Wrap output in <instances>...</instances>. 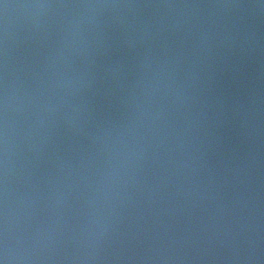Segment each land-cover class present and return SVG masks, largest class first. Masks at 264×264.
<instances>
[{
  "label": "water",
  "instance_id": "obj_1",
  "mask_svg": "<svg viewBox=\"0 0 264 264\" xmlns=\"http://www.w3.org/2000/svg\"><path fill=\"white\" fill-rule=\"evenodd\" d=\"M0 264H264V0H0Z\"/></svg>",
  "mask_w": 264,
  "mask_h": 264
}]
</instances>
